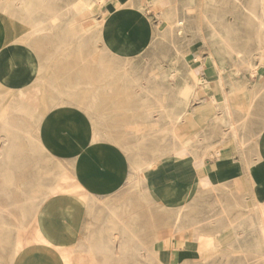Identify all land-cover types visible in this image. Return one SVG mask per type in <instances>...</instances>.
<instances>
[{
	"label": "crops",
	"instance_id": "obj_1",
	"mask_svg": "<svg viewBox=\"0 0 264 264\" xmlns=\"http://www.w3.org/2000/svg\"><path fill=\"white\" fill-rule=\"evenodd\" d=\"M153 1L0 0L4 124L11 113L17 114L16 129H25V94L37 78L28 73V53L40 67L27 26L46 27L50 20L62 18L81 20L87 33L97 30L102 50L109 41L112 52H136L141 48L139 11ZM42 39L40 44L54 43ZM194 70L200 82L218 83L204 66ZM221 98L213 88L201 95L209 106L197 107L194 121L206 118V127L196 129L204 142L193 138L194 130L178 131L180 141L188 145L178 144L172 154L153 162L142 178L141 197L126 187L131 167L117 147L92 140L98 130L89 117L66 102L47 111L49 127L40 134L51 156L68 166L72 186L39 205L27 233L14 237L18 247L10 264H264V102L239 133L225 126V112L232 111L237 121L240 106L225 108L218 102ZM258 98L264 99V91H258ZM55 114H61L57 121L52 119ZM214 116L219 119L214 121ZM251 210L257 216L251 217ZM207 211L213 213L204 217Z\"/></svg>",
	"mask_w": 264,
	"mask_h": 264
},
{
	"label": "rangeland",
	"instance_id": "obj_2",
	"mask_svg": "<svg viewBox=\"0 0 264 264\" xmlns=\"http://www.w3.org/2000/svg\"><path fill=\"white\" fill-rule=\"evenodd\" d=\"M155 1L139 11L141 48L136 52H112L108 41L105 51L102 50L97 30L92 28L87 33L81 20H50L46 27L37 26L32 32L29 41L39 56L40 67L30 68L41 73L30 75L37 78L25 94V129H16L17 114H10L8 125L0 115V146L6 141V156H0V264L11 263L13 249L18 247L13 243L14 237L27 233L41 204L27 203V198L38 196L42 201L44 191L60 192L72 186V180L62 171L65 164L40 151L35 143L38 122L53 103L59 102V97L90 118L101 133L100 139L103 135L101 141L116 146L131 171L172 154L178 144L188 145L178 136L183 129L194 130L193 138L204 142L205 137L201 135L202 139L196 129L206 127V118L196 123L194 117L197 107L209 106L200 98L212 88L221 92L218 102L225 108L232 110L236 103L240 106L235 115L237 121L232 111L225 112H229L225 126L241 133L254 119L258 103L264 102L258 98V91H264V44L256 41L261 30L245 24L232 0H164L165 7L157 9L153 8ZM42 38H50L54 43L40 44ZM44 46L54 49H41ZM238 52L243 58L250 57L237 59ZM197 65L212 72L218 81L209 84L208 91L203 90L204 82L198 83L199 74L194 70ZM189 66L195 73L192 78L186 76ZM30 68L27 67L28 72ZM253 68L258 74L250 75ZM169 75L176 76L174 81ZM195 89H200V97L191 99L189 92ZM185 109L193 115L187 114L182 124L166 118L169 115L173 119ZM215 118L214 121L219 119ZM7 133L10 137H6ZM142 178L133 176L126 184L139 197ZM206 201L202 200L203 207ZM203 213L209 217L213 211ZM221 214L226 217L227 212ZM250 214L257 216L253 210Z\"/></svg>",
	"mask_w": 264,
	"mask_h": 264
},
{
	"label": "bare ground",
	"instance_id": "obj_3",
	"mask_svg": "<svg viewBox=\"0 0 264 264\" xmlns=\"http://www.w3.org/2000/svg\"><path fill=\"white\" fill-rule=\"evenodd\" d=\"M49 1V0H48ZM161 1H162V3H161ZM216 1V0H215ZM51 2V1H50ZM80 2V1H79ZM84 2V1H83ZM232 2H234L235 4H237V6H235V7H237V8H239V11H241V13H240V17L241 18H243L244 20H245V24H250L251 26H253V27H255L256 29H260L259 31H260V33H261V37H256V41H257V43H263L264 44V0H232ZM27 3V2H26ZM92 3V2H91ZM100 3V2H99ZM84 4V3H83ZM96 4V3H95ZM233 4V3H232ZM235 4H233V5H235ZM87 5V4H86ZM91 5V4H90ZM99 5V4H98ZM165 5H166V2L164 1V0H158V1H155V3L153 4V8H155V9H157L158 7L160 8L161 6H162V8L163 7H165ZM36 6V5H35ZM81 6V4L80 3H78V4H76L75 5V7L77 8V7H80ZM68 7H70V6H68ZM232 7V6H231ZM27 8V7H26ZM84 8V10H85V8L86 7H83ZM69 9V8H68ZM87 9V8H86ZM114 9V8H113ZM28 10V12H29V8L27 9ZM32 10V9H31ZM233 10V9H232ZM86 11H88V10H86ZM236 11V10H235ZM69 12V11H68ZM32 13V12H31ZM75 13V12H74ZM30 14V13H29ZM158 14V13H157ZM22 15V14H21ZM73 15V14H72ZM76 15V14H75ZM177 15V14H176ZM236 16V15H235ZM31 17H33V16H31ZM54 17H56V16H54ZM177 17V16H176ZM175 18V17H174ZM173 18V19H174ZM237 18H238V16H237ZM63 19V18H62ZM168 19V18H167ZM172 19V20H173ZM239 20H240V18H238ZM237 19V20H238ZM34 20V19H33ZM233 20V19H232ZM235 20H236V17H235ZM37 22V21H36ZM235 22V21H234ZM183 23V22H182ZM232 24V23H231ZM242 24V23H241ZM175 25V24H174ZM235 25V24H234ZM88 26V25H87ZM173 26V25H172ZM229 26H233V25H229ZM27 27H29L30 29H29V31H31V32H33V31H35L36 29H37V27H34V26H27ZM87 28V27H86ZM85 28V29H86ZM232 28V27H231ZM28 30V29H27ZM255 31V30H254ZM182 32V31H181ZM258 32V31H257ZM180 33V32H179ZM216 33V32H215ZM259 33V34H260ZM82 38V37H81ZM81 38H79V39H81ZM80 41H82V39L80 40ZM91 41V40H90ZM107 42V41H106ZM109 42V41H108ZM107 44V43H106ZM105 44V45H106ZM262 46V45H261ZM260 46V47H261ZM108 47V46H107ZM258 47V46H257ZM109 48V47H108ZM30 49V48H29ZM259 49V48H258ZM33 55H34V53H33ZM176 55V54H175ZM182 55V54H181ZM36 56V55H35ZM183 56V55H182ZM244 56H246V55H244ZM184 57V56H183ZM246 57H248V56H246ZM246 57H244L243 58V56L238 52V53H236V58L237 59H242V60H244ZM250 57V56H249ZM248 57V58H249ZM180 58H182V57H180ZM175 59V58H174ZM177 59V58H176ZM247 59V58H246ZM252 60V59H251ZM177 62V61H176ZM175 62V63H176ZM245 63V62H244ZM247 63V62H246ZM248 64V63H247ZM32 66H37L35 63H34V61L32 60V58H31V56H30V54L28 53V55H27V67H32ZM184 67V66H183ZM246 67H247V65H246ZM31 69V68H30ZM182 69H184V68H182ZM181 69V70H182ZM250 69V68H249ZM248 69V70H249ZM177 70V69H176ZM175 70V71H176ZM254 70V68L252 69V71H251V74L250 75H254L255 73H256V71L254 72L253 71ZM41 73V71L40 70H33V69H31L28 73H29V75H33V74H35V73ZM185 73H186V70H185ZM169 74H170V72H169ZM187 75V77L188 78H192L193 77V75L195 74L194 73V71H193V69L189 66V70H188V73H186ZM257 74V73H256ZM166 75V74H165ZM178 76V75H177ZM176 76H174V75H169V79L170 80H173L174 78H175ZM253 77V76H252ZM251 77V78H252ZM174 81V80H173ZM177 81H179V80H177ZM220 81V80H219ZM183 83H185V82H183ZM190 83H191V81H190ZM198 83H200V80H198ZM211 83V82H210ZM213 83V82H212ZM215 84V83H214ZM219 84H220V82H219ZM32 85V84H31ZM29 86V87H32V86ZM186 85V84H185ZM191 86V85H190ZM189 86V87H190ZM221 86V85H220ZM183 87V86H182ZM192 87V86H191ZM208 87H209V83L207 82H205L204 83V88H203V90L204 91H208ZM211 88H212V86H211ZM194 89V88H193ZM200 89H195V90H193V91H190L189 92V95H190V98L191 99H197V98H199L200 97ZM35 93V92H34ZM187 95V94H186ZM23 96V95H22ZM26 96V95H25ZM32 99V98H31ZM54 101H56V100H54ZM60 107V106H66L65 105V103L64 102H61L60 101V97H59V102H55V103H53V105H52V108L54 107ZM69 107V106H68ZM71 108V107H70ZM48 110V109H47ZM164 112H166V111H164ZM229 113V112H228ZM227 113V114H228ZM187 114L188 115H193V112L190 110V109H185L184 111H182L181 113H179V114H177L173 119L168 115V116H166V118L168 119V120H173V122H174V124H182L185 120H186V117H187ZM226 114V115H227ZM46 116V115H45ZM45 116H42L41 117V119H40V121L38 122V125L36 126V130H37V133L39 134V136H37L36 138H35V143L37 144V146H38V149H40V151L42 150V151H45V153H47L49 156H51V151L49 150V149H47L46 148V146L44 145V142H43V138H44V136L43 135H41L40 134V129H42V128H44L45 127V129H46V126L48 125V120L46 119V117ZM60 116V114H55V115H53V117H52V119H54V120H58V117ZM228 117V116H227ZM230 117V116H229ZM215 119H217V118H215ZM227 119H229V118H227ZM230 120V119H229ZM8 121V120H7ZM163 121V120H162ZM18 122V121H17ZM4 123V122H3ZM57 123V122H56ZM99 124V123H98ZM95 125V124H94ZM4 126V125H3ZM90 126H93V125H90ZM233 126V125H232ZM48 127H49V125H48ZM94 127V126H93ZM98 127V126H97ZM219 128V127H218ZM233 128V127H232ZM11 129V128H10ZM88 129V128H87ZM96 129V128H95ZM47 130H48V128H47ZM92 130H93V128H92ZM14 131H15V129H14ZM103 131V130H102ZM233 131V130H232ZM235 131V130H234ZM17 132V131H16ZM74 132V131H73ZM162 132V131H161ZM165 132V131H164ZM104 133V132H103ZM234 133V132H233ZM22 134V133H21ZM100 134L101 133H98V132H94L93 133V135L91 136L92 137V140L93 141H99V140H101L102 138H103V135H102V138L100 139ZM105 134V133H104ZM164 134V133H163ZM162 134V135H163ZM168 134V133H167ZM174 134V133H173ZM215 134H217V133H215ZM89 135V134H88ZM27 136V135H26ZM31 136H33V135H31ZM105 136V135H104ZM174 136V135H173ZM248 136V135H247ZM6 137H10V134L9 133H7V136ZM14 137V136H13ZM46 137H47V135H46ZM33 138H34V136H33ZM201 138H202V136H201ZM105 139V138H104ZM202 139H204V138H202ZM243 140V139H242ZM104 141V140H103ZM106 141V140H105ZM240 141V140H239ZM5 142L6 141H4V142H2V146H0V156L3 154V155H5L6 156V154H5V152L3 151V145L5 144ZM242 142V141H241ZM96 143V142H95ZM94 143V144H95ZM7 145V144H6ZM92 145V144H91ZM241 145V144H240ZM98 146V145H97ZM100 146V145H99ZM242 146V145H241ZM4 147H6V146H4ZM95 147V146H94ZM7 148V147H6ZM244 148V147H243ZM241 149H242V147H241ZM4 150L6 151V149L4 148ZM9 150V149H8ZM36 150V149H35ZM7 152V151H6ZM12 152V151H11ZM22 153V152H21ZM3 155H2V157H3ZM15 155V154H14ZM45 155V154H44ZM4 156V157H5ZM192 157H193V155H191ZM3 157V158H4ZM1 158V157H0ZM7 159L6 160H9V158L8 157H6ZM15 158V157H14ZM175 158V157H174ZM241 158V157H240ZM3 160V159H2ZM5 160V161H6ZM240 160V159H239ZM25 161V160H24ZM2 162V161H1ZM243 162V161H242ZM3 163V162H2ZM6 163V162H5ZM4 163V164H5ZM33 164V163H32ZM155 164H153V163H148V164H144V165H140V166H138L137 168H132V171H131V173L129 174V176H128V178L127 179H130L131 177H133V176H137V177H140V176H144L145 175V173L147 172V170L148 169H150L151 167H153ZM5 166V165H4ZM62 166V165H61ZM67 166V165H66ZM63 167V166H62ZM68 167V166H67ZM70 168V167H69ZM71 169V168H70ZM69 169V170H70ZM73 170V169H72ZM78 170V169H77ZM62 171H64L65 173H67V175H68V177H69V179H71V177H70V174L66 171V169L64 168ZM75 171V170H74ZM77 172V171H76ZM198 178V177H197ZM72 180V179H71ZM5 183V182H4ZM131 183V182H130ZM39 187H40V185H38ZM1 190H2V188H0ZM85 189V188H84ZM197 189H198V187H197ZM41 191V190H40ZM202 191V190H201ZM44 192H46V195L44 196V197H42V201H40V197H38V196H31V197H26L27 198V200H26V202L27 203H36V202H40L41 204L43 203V202H45V201H48L47 199H49L50 197H53L52 195L53 194H55V193H57L58 194V190L57 191H44ZM38 195V194H37ZM97 195V194H96ZM54 197H55V195H54ZM194 197H196V196H194ZM188 204H190V203H188ZM182 208V207H181ZM180 208V209H181ZM191 208V207H190ZM185 210V209H184ZM188 210H189V208H188ZM184 212V211H183ZM182 212V213H183ZM186 212V211H185ZM181 213L180 212H177V215H176V223H178V220H179V218H180V215ZM223 216V215H222ZM180 221V220H179ZM187 221V220H186ZM174 223V222H173ZM90 225V224H89ZM181 225V224H180ZM217 225V224H216ZM175 226V225H174ZM177 227H179V226H177ZM253 228V227H252ZM186 229V228H185ZM103 231V230H102ZM260 231H262V233H264L263 232V230L261 229ZM97 233V232H96ZM102 233V232H101ZM204 234V233H203ZM205 236V235H204ZM182 237V236H181ZM237 238V237H236ZM192 239V238H191ZM237 240V239H236ZM112 243V242H111ZM231 244V243H230ZM109 247V246H108ZM151 247H153V246H151ZM198 247V246H197ZM212 249V248H211ZM149 250V249H148ZM69 252V251H68ZM149 252V251H148ZM153 252V251H152ZM71 253V252H70ZM70 253H69V255H70ZM151 253V252H150ZM203 254V253H202ZM147 255V254H146ZM192 255V254H191ZM259 256V255H258ZM145 257V256H144ZM147 257V256H146ZM261 257V256H260ZM238 260V259H237ZM246 260H247V258H246ZM249 260V259H248ZM189 261V260H188ZM245 262V261H244ZM243 262V263H244ZM254 262V261H253ZM243 263H241V264H243ZM245 264V263H244ZM251 264V263H250Z\"/></svg>",
	"mask_w": 264,
	"mask_h": 264
},
{
	"label": "built area",
	"instance_id": "obj_4",
	"mask_svg": "<svg viewBox=\"0 0 264 264\" xmlns=\"http://www.w3.org/2000/svg\"><path fill=\"white\" fill-rule=\"evenodd\" d=\"M204 81L202 80L199 85H201Z\"/></svg>",
	"mask_w": 264,
	"mask_h": 264
}]
</instances>
